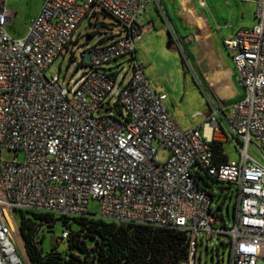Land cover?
<instances>
[{"label": "built area", "instance_id": "obj_1", "mask_svg": "<svg viewBox=\"0 0 264 264\" xmlns=\"http://www.w3.org/2000/svg\"><path fill=\"white\" fill-rule=\"evenodd\" d=\"M6 1H0V147L16 156L0 159V264H33L16 211L177 229L189 244L182 264H196L200 236L217 234L228 239L229 264H264V163L248 153L253 141L264 146V0H254L253 28L224 39L244 96L213 106L202 124L185 130L137 57L144 16L158 0H45L22 38L9 33ZM96 10L112 24L95 45L79 49V38L85 46L95 36L75 40ZM66 56L81 70L76 85L67 81L68 69L48 75ZM228 141L239 148V161L220 162L214 153L212 143ZM200 177H208L206 186ZM234 196L228 224L225 205ZM91 199L99 202L95 214ZM69 236L64 229L61 240Z\"/></svg>", "mask_w": 264, "mask_h": 264}, {"label": "rangeland", "instance_id": "obj_2", "mask_svg": "<svg viewBox=\"0 0 264 264\" xmlns=\"http://www.w3.org/2000/svg\"><path fill=\"white\" fill-rule=\"evenodd\" d=\"M207 6L205 11L209 15L210 19L215 24L217 22L222 28H228L229 25L234 29L253 28L256 25L255 10L256 3L253 1L241 2L240 0H205ZM8 8L15 12L16 18L14 23L9 27L10 33L17 38H22L26 31V25L29 20L36 15L37 8L39 6V0H8ZM96 19L92 22L87 19L82 26L78 29L75 40L78 39V35H84L85 38L91 31L96 32L93 40L82 46L83 38L78 39L77 46L81 48L91 47L95 45L107 32L103 28L104 25L110 27L112 24V18L102 14L99 10H96ZM191 14V18L197 19L196 15L192 11H188ZM160 19V17H157ZM103 22V24H97ZM162 20L156 23V28L153 34H157V30L162 31V42L156 38L155 41H150L148 55L151 56V62L148 65V73L152 75L153 86L158 91H163L167 94L165 105L173 116L175 122L181 129H191L196 126L197 123L202 121L203 113L208 110L209 94L204 90L202 79L197 77L198 71L195 69L193 63L188 64L185 67L181 52L178 49L168 48L169 37L167 33L158 26L161 25ZM100 32V33H99ZM159 34V33H158ZM162 52L158 51V45L161 46ZM78 50V49H77ZM224 57L229 59L226 49L224 51ZM231 59V58H230ZM124 59H120L117 62L121 63ZM232 61V59H231ZM235 72L238 74V70L234 62ZM68 64L70 66L68 67ZM76 62L70 63L69 56L65 58H59L50 68L48 75L65 73L68 69L67 81H70L72 85H76V81L79 79L81 70L76 71ZM145 71V69H144ZM197 74V75H196ZM124 71L120 73L119 81L123 77ZM119 84L116 87V93L119 91ZM239 89L244 90L241 83H239ZM157 145V144H156ZM223 150L227 154L230 161L240 160V151L235 142L228 141L223 143ZM249 155L258 162L264 163V146L257 141H253L248 147ZM16 153L11 150L2 149L0 147V159L11 160L14 159ZM159 157L161 162H166L168 153L165 149L159 151ZM25 153L20 151L18 159L23 161ZM0 197L4 198L2 191V184H0ZM235 196L231 202L229 199L225 205V216L228 219V224L231 220L227 215V206L230 204V214L233 215ZM89 210L91 214H95L99 210V202L95 199H91L89 203ZM58 219L57 217H55ZM53 225V223H50ZM63 224L56 221L52 228H49L47 224H43L38 233V239L42 240L41 247L45 252H49L53 247L59 252H65L67 248V241L61 240L63 230ZM203 236V237H202ZM199 237V244L197 246L196 264H229V248L226 247L228 239L226 236L218 237L215 234L213 237L206 236L205 234ZM90 244L92 243L89 241ZM77 253V252H76Z\"/></svg>", "mask_w": 264, "mask_h": 264}, {"label": "trees", "instance_id": "obj_3", "mask_svg": "<svg viewBox=\"0 0 264 264\" xmlns=\"http://www.w3.org/2000/svg\"><path fill=\"white\" fill-rule=\"evenodd\" d=\"M211 147L220 162L227 160L223 143L214 142ZM200 178L205 185L208 177ZM15 218L33 264H182L189 253L187 235L177 229L110 223L88 216L56 219L48 213L23 211H16ZM56 221L70 230L67 248L45 252L37 228L44 223L52 228Z\"/></svg>", "mask_w": 264, "mask_h": 264}, {"label": "crops", "instance_id": "obj_4", "mask_svg": "<svg viewBox=\"0 0 264 264\" xmlns=\"http://www.w3.org/2000/svg\"><path fill=\"white\" fill-rule=\"evenodd\" d=\"M44 1L39 0L37 13L25 26L26 31L23 37L26 35L32 19L39 14ZM249 1L253 2L254 0ZM7 2L8 0L6 1V8L13 14V24L16 14L8 8ZM204 2V7L200 5L198 0H158L156 4L151 5L144 16V30H146V33L137 45V57L145 64V74L153 86L152 75L148 73L147 69L151 62V56L148 55V51L151 49L149 47L150 41H155L157 38L163 43L162 31L157 30V34H153V31L157 29L156 23L161 19L162 23L158 26V29L162 30L163 28L167 33L169 37L168 48L180 50L185 67L193 63L198 71L197 77L202 79L204 90L210 95L207 103L208 110L205 112L207 113L215 105L230 106L242 99L244 90L241 91L239 89L240 81L231 61L232 58L226 59L224 57L226 49L224 39L233 37L242 29H234L231 25L228 28H222L218 22L215 24L205 11L207 2L205 0ZM189 10L196 15L197 19L191 18ZM157 17H160V19ZM10 35L13 36L11 33ZM162 43L161 46L158 45L157 47L159 52L163 50ZM161 93L167 96L165 92L161 91ZM203 121L204 118L196 126L202 124ZM205 132L210 135V128L205 127ZM224 154L226 153L224 152ZM227 160H229L228 156Z\"/></svg>", "mask_w": 264, "mask_h": 264}, {"label": "water", "instance_id": "obj_5", "mask_svg": "<svg viewBox=\"0 0 264 264\" xmlns=\"http://www.w3.org/2000/svg\"><path fill=\"white\" fill-rule=\"evenodd\" d=\"M80 27V24L78 25L77 29ZM87 61H89V54L86 55Z\"/></svg>", "mask_w": 264, "mask_h": 264}]
</instances>
